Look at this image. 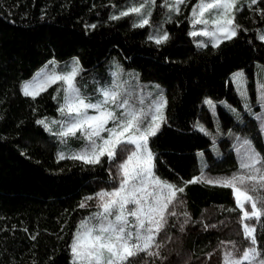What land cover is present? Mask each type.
<instances>
[{"label":"trees","instance_id":"obj_1","mask_svg":"<svg viewBox=\"0 0 264 264\" xmlns=\"http://www.w3.org/2000/svg\"><path fill=\"white\" fill-rule=\"evenodd\" d=\"M128 2L0 0V264H72L73 235L94 213L80 207L78 198L93 190L96 181L111 179L106 157L97 165L59 159L60 153L68 157L85 144L80 133L64 143L53 135L56 124L46 131L37 123L60 118L61 88L52 84L33 99L21 86L48 62L68 61L69 66L78 59L82 72L77 84L84 94L108 82L112 69L119 70L126 85L132 77L160 85L167 101L166 122L149 138V148L154 173L164 181L183 186L193 177H230L240 170L244 158L236 148L245 139L264 156V105L239 110L229 80L235 70L252 79L256 65L264 68V42L258 38L264 33V13L255 11L264 10V0L251 7L250 0H239L237 34L215 48L206 38V46L197 47L199 36L188 34L197 0H185L179 14L156 0L151 24L143 28L132 27L135 16L109 18ZM157 29L168 32L166 44L148 39ZM206 98L225 99L235 110L219 106L214 116L204 104ZM178 196L184 202L178 211H187L191 221L181 232L175 222L184 217L170 218L166 233L178 241L160 249L166 259L140 253L128 264H222L225 248L220 241L246 246L230 188L192 183ZM204 225L216 227L205 230ZM257 227L258 245L264 248V225ZM184 254L189 258L185 263Z\"/></svg>","mask_w":264,"mask_h":264},{"label":"snow or ice","instance_id":"obj_2","mask_svg":"<svg viewBox=\"0 0 264 264\" xmlns=\"http://www.w3.org/2000/svg\"><path fill=\"white\" fill-rule=\"evenodd\" d=\"M184 3L185 0H164L160 6L179 14L180 5ZM238 3L239 0H197L192 6L190 24L193 28L196 25L204 27L199 31H190L189 36L208 37L214 48L219 46L218 41L231 40L239 28L235 23L236 12L240 11ZM257 4L258 0H250L249 7ZM155 6L156 0H129L118 15L109 18L117 20L135 16L132 27L143 28L151 24ZM255 11L264 13L259 8ZM210 24L211 30L208 27ZM89 27L94 28L95 25ZM258 38L264 42V34H260ZM148 39L159 46L166 44L170 36L168 32L161 34L157 29L155 34H149ZM196 44L197 47L206 46L203 41H196ZM50 63L55 69L54 62ZM81 72L79 60L74 58L67 70H53L40 79L34 78L21 86L24 95L35 99L40 91H46L52 84L62 82L65 96L58 111L65 120L60 122V130L53 135L66 143L68 137H75L80 133L88 144L81 152L68 157L60 153L59 159L81 160L85 164L97 165L102 163L103 157L114 163L120 158L119 163H116L118 186L110 191L102 189L94 196L85 198V201L95 199L98 211L81 221L73 235L70 245L72 264H128L130 258L137 257L140 253L160 260L166 259L160 251L164 243L157 242L156 237L168 225V217L177 216L175 205H183L184 202L179 199L178 194H182L188 184L200 182L230 188L236 209H239L237 223L246 246L237 247V242L231 240L220 241V245L225 248L222 264H264V248L258 245L256 236L257 226L264 225V156L251 148L250 141H243L248 146L245 159L240 163V170L230 177H193L184 181L183 186L164 181L154 173V153L150 150L148 141L157 134L160 125L166 122L162 109L167 101L162 98L148 112L134 110L129 106V100L122 98V93L117 90L118 85L113 82L99 88L102 99L92 103L81 95L77 86V77ZM233 79L241 96L246 98L243 73H235ZM40 85L44 87L41 88ZM260 90L261 99L264 100V84L260 85ZM205 103L213 106L211 100H206ZM89 109L95 114L89 115ZM109 122H112V127H107ZM37 123L43 125L46 131H51L45 121L38 120ZM198 127L200 131L208 134L202 126ZM103 132L107 133L106 137L101 136ZM248 205L250 210L246 207ZM86 206L82 201L80 207ZM181 215L185 218L180 223V231L183 232L191 217L187 211ZM93 219L97 221L95 224L90 223ZM204 227L207 230L208 227L215 228L216 225ZM208 255L211 256L212 253ZM145 264L148 262L145 261Z\"/></svg>","mask_w":264,"mask_h":264},{"label":"rangeland","instance_id":"obj_3","mask_svg":"<svg viewBox=\"0 0 264 264\" xmlns=\"http://www.w3.org/2000/svg\"><path fill=\"white\" fill-rule=\"evenodd\" d=\"M203 27H204L203 25H196L195 28H193V26H192V31L193 30L199 31ZM208 27H209V30H211L212 25L210 24ZM199 38H200L199 39L200 41H203V39L206 38L210 43H212L210 38H208V37L199 36ZM51 62H54L55 69H53V65L50 62H48V63L42 65L41 67H39L36 70V72H34V74L29 79L24 80L22 82V85L25 82L33 81L34 78L40 79L41 77L47 75L48 73L52 72L53 70H55L56 72H62V71L67 70V68H68V61H55L54 60V61H51ZM71 64L72 63H70L69 66ZM237 72H242L243 73V89L247 93L246 98L241 96L240 91H238L237 83L233 79L234 74L237 73ZM113 73H115L116 75L113 76ZM120 75L121 74L119 73V70L112 69L109 72V80H108V82H105L103 84L97 85L96 91L93 92V93H90V94H84L81 91V88L78 86V84H77V86H78V88L80 90V93H81V95L83 97H86L92 103H96L97 100L102 99V97L100 96V94L98 92V89L102 88V87H104L106 85H111V84H113V82H115L116 85H118V89L117 90L122 93V98H127L129 100V106L132 109H134V110H139V111H143V112L150 111L152 108H154L155 105H157V104H159L161 102L162 98L164 99V95H163L162 89L160 88V85L157 82H155V81H141V80L136 79L135 77H132L130 82H129V84L126 85L125 84L126 81L121 79ZM229 80H230V82H231L236 94L238 95L239 100H240V104H239L240 108H239V110L243 109V110H246V112H247V111H249L251 109L254 110V108L257 105H264V100L261 99V90H260V85L264 84V68H263V65H261V64L256 65L255 70H253L252 79H249L248 76L246 75V73L243 70L238 69V70H235L230 75ZM54 84L59 85V87L61 88L62 104H63L64 103V96H65V93L63 91V84H62V82H58V83H54ZM40 87L42 88V87H44V85H40ZM206 100H211V99H209V98L204 99V104L206 105V107L208 108L210 113L212 115H214V116L217 115L219 106L222 107V108H226V109L233 108V110H235V106L232 105L230 102H227L225 99L220 100V101L211 100L214 107L210 106L207 103H205ZM117 111H120V110H117ZM162 111H163V109H162ZM231 111H232V109H231ZM88 114L89 115H94L95 112L92 109H89L88 110ZM64 120H65V117L62 116L61 113H60V118L59 119L52 120V121H57V123H55V124L57 125L58 131L61 128V123L60 122H62ZM52 121L51 122L50 121H46V123L49 126H51L52 125ZM112 126H113L112 122H109V124L107 125V127H112ZM101 136L102 137H106L107 133L103 132V133H101ZM84 141H85V144L82 145L80 148H78V150H75L73 152V154L79 153V152H81L82 150H84L86 148V146L88 144V141H86L85 139H84ZM243 141L244 140H242V146H239V147L236 148V154H237V156L245 159V153H246V150H247L248 146L244 145ZM250 145H251V148L254 149L253 147H255V146L253 145L252 142H250ZM148 146H149V141H148ZM255 151L259 153L258 150H255ZM119 159L120 158H118L115 163L114 162H110L107 159V162L110 164L111 179L108 180V181H96V183H94V186L92 185L93 186V190L92 189L90 190V188H89L86 192H84V193H82L80 195V197L78 198V205H80L81 202L84 201L86 203V205H87L86 207H89L91 210L94 211V213L98 211L97 201L95 199L94 200L85 201V198L88 197V196H94L95 193L99 192L102 189L110 191L113 187L118 186L119 180H118V177L116 176V172H117L116 163H119ZM180 206L181 205L179 203H177L175 205V211L177 212L178 216L181 215L180 212L178 211ZM129 207H132V206H129ZM246 207L250 210V205H248ZM170 218H172V217L171 216L168 217V225H169V222H170ZM129 219L131 221V218H129ZM184 219L185 218L182 219L181 223L183 222ZM96 222L97 221L94 220V219L90 221V223H92V224H95ZM168 225L166 226V228L168 227ZM175 225L176 226L179 225L178 229H180V223L175 222ZM166 228L156 237L157 242L164 243V246H166L167 244L168 245L176 244L177 243L176 241H178V239H177L178 236L176 237V236H173L172 234L166 233ZM76 232H77V230H76ZM168 237H171V239H168ZM145 256H147V255L145 254ZM220 256H221V261H222L223 252L221 253ZM130 259H133V258H130ZM188 259L189 258L187 256V254H184L183 257H182L183 263L187 262Z\"/></svg>","mask_w":264,"mask_h":264}]
</instances>
